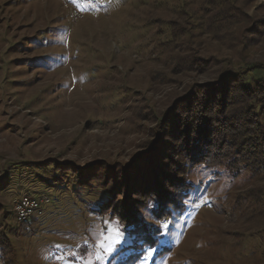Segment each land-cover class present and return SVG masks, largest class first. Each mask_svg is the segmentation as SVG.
Listing matches in <instances>:
<instances>
[{"label":"rangeland","instance_id":"374dc122","mask_svg":"<svg viewBox=\"0 0 264 264\" xmlns=\"http://www.w3.org/2000/svg\"><path fill=\"white\" fill-rule=\"evenodd\" d=\"M66 1L83 16L68 18ZM207 1L0 0L4 259L142 264L140 246L148 242L147 264H264V168L234 172L185 160L190 191L169 219L161 222L150 207L137 212L153 226L150 236L97 211L107 184L120 199L132 194L127 183L145 176L151 189L170 185L169 171L183 155L169 161L180 139L162 126L178 102L189 108L208 96L207 84L264 67V0H227L239 10L225 19L214 18L225 5ZM180 144L185 154L188 142ZM47 166L63 168L58 184L39 177ZM70 167L91 175L86 185L65 173ZM23 194L46 199L35 225L16 220L13 204ZM109 228L123 237L111 253L100 247Z\"/></svg>","mask_w":264,"mask_h":264},{"label":"trees","instance_id":"16d2710c","mask_svg":"<svg viewBox=\"0 0 264 264\" xmlns=\"http://www.w3.org/2000/svg\"><path fill=\"white\" fill-rule=\"evenodd\" d=\"M227 3V0H208L206 4L210 6L224 4L225 8L214 13V18L218 19L219 15H223L222 18L225 19L230 14L231 9L239 10V8L231 7ZM209 19L212 21L211 17ZM260 68L264 67H255L246 74L234 72L227 74L224 79L220 78L217 83H209L204 86L206 87L205 90L209 91L207 97L203 95L204 97H201L199 102L193 103L189 108L184 107L183 104L180 106L178 102L176 109L167 114L162 126L163 134L168 138L174 134L175 139H180V142L175 143V146L180 149L176 154L173 153L174 158L172 160L170 158L169 161L175 162L177 157L183 155L181 161L177 159L173 171L171 173L169 171V177L172 179L170 185L162 183L160 186L154 185L151 189L149 188L151 179L145 176L142 182L134 184V186L127 183L123 189L129 190L132 194L126 199H120L118 194L115 195L116 192L112 185L107 184L103 188L107 193L106 197L98 200L101 205L97 211L104 215L110 212V219L126 227H131L142 235L149 234L150 236L156 233L152 229L153 226L151 228L146 227L139 220L137 212L150 207L161 222L169 219L170 210L177 207L180 199L186 197L190 191L189 182L184 176V169L187 166L185 160L193 163V166L215 167L226 164L228 169L234 172L238 171L241 166L250 167L254 171L263 170L264 73L257 70ZM185 101L183 100V102ZM178 109L182 110V113L180 117L178 116L179 119L176 116L178 121L174 124L170 115L176 113ZM186 141L188 142L187 152L185 154L180 153L184 148H181L180 143H184L185 146ZM40 171L44 175L39 174V177L45 181L46 186L50 183L56 185L60 182L63 168L53 170V167L47 166L41 168ZM160 172L166 171L160 169ZM65 173L82 185L87 184H83L86 181L85 177L91 176L89 173L74 172L72 167L68 168ZM92 178L90 179L92 180ZM97 182L98 185H102V182ZM126 191L127 195L128 192ZM136 195L137 197L134 198ZM108 208L110 211H107ZM36 222L37 218L34 216L28 223L22 224L35 225ZM0 262L1 264H13L12 260L4 259L1 253Z\"/></svg>","mask_w":264,"mask_h":264},{"label":"built area","instance_id":"2783aa9c","mask_svg":"<svg viewBox=\"0 0 264 264\" xmlns=\"http://www.w3.org/2000/svg\"><path fill=\"white\" fill-rule=\"evenodd\" d=\"M65 6L69 9L68 18L71 20L82 17V11L72 6L69 1L65 2ZM46 199L41 197H32L23 194L20 198L14 201L13 210L18 223H28L38 212L41 211V206Z\"/></svg>","mask_w":264,"mask_h":264},{"label":"snow or ice","instance_id":"6c2138e0","mask_svg":"<svg viewBox=\"0 0 264 264\" xmlns=\"http://www.w3.org/2000/svg\"><path fill=\"white\" fill-rule=\"evenodd\" d=\"M73 2H75V0H73ZM207 199V198H205ZM196 207H199V204L195 205ZM105 224L108 223V221L104 222ZM161 227L163 228H167L168 224L164 223L161 225ZM109 232L111 233L110 236H105L103 238L104 241H108L109 243L107 244V246H105V244L103 242H100V247L103 248V250L107 253H111L114 251V247L116 245H118L120 243V241L122 240V233L118 230V228H109ZM147 244V247H145L144 245H141V251L144 252V256H143V261L142 264H147L148 258L152 256L153 254V250L151 249V245L148 242H145ZM99 255L97 256V259H99Z\"/></svg>","mask_w":264,"mask_h":264}]
</instances>
